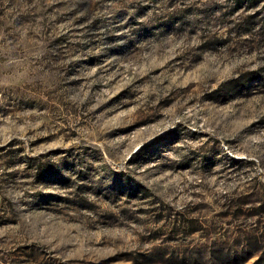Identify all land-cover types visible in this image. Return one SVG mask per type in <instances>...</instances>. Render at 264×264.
I'll return each instance as SVG.
<instances>
[{
    "label": "rangeland",
    "instance_id": "rangeland-1",
    "mask_svg": "<svg viewBox=\"0 0 264 264\" xmlns=\"http://www.w3.org/2000/svg\"><path fill=\"white\" fill-rule=\"evenodd\" d=\"M0 264H264V0H0Z\"/></svg>",
    "mask_w": 264,
    "mask_h": 264
}]
</instances>
